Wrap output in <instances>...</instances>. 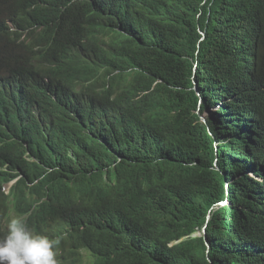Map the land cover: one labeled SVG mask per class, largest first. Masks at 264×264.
I'll list each match as a JSON object with an SVG mask.
<instances>
[{"label": "trees", "instance_id": "16d2710c", "mask_svg": "<svg viewBox=\"0 0 264 264\" xmlns=\"http://www.w3.org/2000/svg\"><path fill=\"white\" fill-rule=\"evenodd\" d=\"M7 205L89 264H264V0H0Z\"/></svg>", "mask_w": 264, "mask_h": 264}, {"label": "clouds", "instance_id": "9594fccd", "mask_svg": "<svg viewBox=\"0 0 264 264\" xmlns=\"http://www.w3.org/2000/svg\"><path fill=\"white\" fill-rule=\"evenodd\" d=\"M6 7L4 5L2 15L4 37L11 42L14 54L15 48L25 38L23 29L27 24L21 16L13 17ZM12 182L3 185L5 194ZM54 216L64 225L63 208ZM0 233V264H82L84 259V255L78 258L75 251L71 255L66 254L59 244V238L43 232L37 225H30L27 215H19L12 205L0 206ZM87 262L89 264L90 260L87 259Z\"/></svg>", "mask_w": 264, "mask_h": 264}, {"label": "rangeland", "instance_id": "374dc122", "mask_svg": "<svg viewBox=\"0 0 264 264\" xmlns=\"http://www.w3.org/2000/svg\"><path fill=\"white\" fill-rule=\"evenodd\" d=\"M195 234H196V235H199L198 232H196ZM82 264H88L87 259L84 258L83 261H82Z\"/></svg>", "mask_w": 264, "mask_h": 264}, {"label": "water", "instance_id": "95a60500", "mask_svg": "<svg viewBox=\"0 0 264 264\" xmlns=\"http://www.w3.org/2000/svg\"><path fill=\"white\" fill-rule=\"evenodd\" d=\"M205 227V226H204ZM204 227L202 228V232L204 233Z\"/></svg>", "mask_w": 264, "mask_h": 264}]
</instances>
